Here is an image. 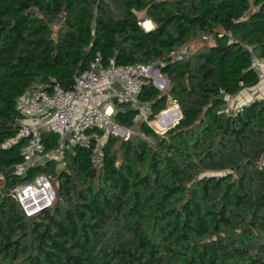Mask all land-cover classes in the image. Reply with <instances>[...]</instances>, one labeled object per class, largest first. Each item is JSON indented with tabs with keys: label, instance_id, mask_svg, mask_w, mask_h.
<instances>
[{
	"label": "trees",
	"instance_id": "obj_1",
	"mask_svg": "<svg viewBox=\"0 0 264 264\" xmlns=\"http://www.w3.org/2000/svg\"><path fill=\"white\" fill-rule=\"evenodd\" d=\"M252 54L264 0H0V264H264V95L226 109L259 83ZM97 56L152 62L167 89L148 81L137 99L151 122L171 97L180 118L173 105L154 125L177 123L157 132L117 103L112 120L135 133H110L98 165L96 140L63 147V168L25 164L18 98L70 88ZM40 137L41 154L59 148ZM48 166L55 199L27 216L11 190Z\"/></svg>",
	"mask_w": 264,
	"mask_h": 264
},
{
	"label": "built area",
	"instance_id": "obj_2",
	"mask_svg": "<svg viewBox=\"0 0 264 264\" xmlns=\"http://www.w3.org/2000/svg\"><path fill=\"white\" fill-rule=\"evenodd\" d=\"M251 67L257 71L263 96L264 58L252 54ZM152 70V62L119 65L112 58L103 63L97 56L88 68L74 75L70 88L63 89L54 84L49 89L43 88L21 95L17 106L25 116L24 120H27L23 124V131L29 133L28 141L21 150L25 163L43 149L40 130L59 133L58 149L61 151L63 147L77 144L89 146L94 140L98 141V130L117 126L112 120L117 103L130 104L137 110L136 117L149 121L148 103L138 100L137 96L144 83L151 81L154 85L157 84L152 79L159 78L160 73L155 68L157 75H153ZM164 110L158 114L161 115ZM260 164H263V160H260ZM11 192L27 216L49 207L55 199L51 181L44 173L16 185Z\"/></svg>",
	"mask_w": 264,
	"mask_h": 264
},
{
	"label": "rangeland",
	"instance_id": "obj_3",
	"mask_svg": "<svg viewBox=\"0 0 264 264\" xmlns=\"http://www.w3.org/2000/svg\"><path fill=\"white\" fill-rule=\"evenodd\" d=\"M141 15V13H140ZM143 16H141V19H142ZM147 20V19H146ZM146 20H141V25L147 29V28H151L153 26V24L149 25V22L146 21ZM199 44L198 41H193L191 42L188 46H183L179 51H178V54L180 55H184L185 53H187L190 50H192L193 48H195L197 45ZM156 67L153 65V72H154V69ZM153 74V73H152ZM151 74V75H152ZM154 80L157 84L155 85L156 87H158L160 90L162 91H165L167 89V86H168V79L164 76H162L161 74H159V78H156L154 77ZM255 89L259 90V93L262 92V85L260 84V86H256ZM243 93V91H242ZM238 94H241V91L238 93ZM238 97V96H237ZM167 104H166V107L165 109L167 108ZM231 111H233V109H231ZM160 114H158L156 117H154V119L150 122V125L157 131V132H161L160 129H158L155 125H154V122L155 120L160 117L159 116ZM137 119H140L139 117H136ZM26 121L27 120H23V124L25 123L26 124ZM114 122V121H113ZM115 123V122H114ZM117 124V123H115ZM42 131V130H40ZM112 133L114 135H117L119 137H122V138H127L129 135H131L132 133H135V130H133L132 128H127V127H124V126H121L119 124H117V126H112L111 128H107L104 130L103 134L100 136V138L98 139L97 141V145H96V149H95V153H94V159H95V163L98 165L100 163V159H101V145L105 142V140L107 139L108 135ZM55 159L58 162H63L61 161L62 160V153H61V150L58 149V150H54V151H50L48 153H45V154H41L40 152L38 153H35V155H33V157L27 161L25 164H38V163H42L44 162L46 159ZM64 167V165H63ZM61 167V168H63ZM21 168V167H20ZM46 174L48 176V178H50V181H51V185L54 189V185L55 183L53 182V178H52V175H53V169H52V166H48L47 169H46Z\"/></svg>",
	"mask_w": 264,
	"mask_h": 264
},
{
	"label": "crops",
	"instance_id": "obj_4",
	"mask_svg": "<svg viewBox=\"0 0 264 264\" xmlns=\"http://www.w3.org/2000/svg\"><path fill=\"white\" fill-rule=\"evenodd\" d=\"M153 75H157V74L155 72H153ZM256 86H260V82L257 83V85H255L253 87H248V88L241 90V94L237 93L235 95L226 96V98H227V104H226L227 111L233 112L234 110L239 108L243 103H246L247 101L251 100L254 97L261 96V93H259V90L255 89ZM242 91H243V93H242ZM231 109H233V111H231Z\"/></svg>",
	"mask_w": 264,
	"mask_h": 264
},
{
	"label": "water",
	"instance_id": "obj_5",
	"mask_svg": "<svg viewBox=\"0 0 264 264\" xmlns=\"http://www.w3.org/2000/svg\"><path fill=\"white\" fill-rule=\"evenodd\" d=\"M146 18L145 17H142V21L143 20H145ZM167 108L164 110V111H166V110H169V108L172 106V105H175V110L178 112V119L180 118V116H181V113H180V110H179V108H178V106H177V104H176V102H175V100L174 99H172L171 97H169L168 99H167ZM163 113V112H162ZM178 119L175 121V123H177V121H178ZM147 120H149L148 119V116H147ZM175 123H173V124H171V125H169L167 128H165V129H162V130H160L161 132H164L166 129H168L169 127H172L173 125H175ZM63 165H64V163L63 162H58L57 164H56V166H55V169L57 170V169H59L60 167H63Z\"/></svg>",
	"mask_w": 264,
	"mask_h": 264
},
{
	"label": "bare ground",
	"instance_id": "obj_6",
	"mask_svg": "<svg viewBox=\"0 0 264 264\" xmlns=\"http://www.w3.org/2000/svg\"><path fill=\"white\" fill-rule=\"evenodd\" d=\"M146 20V19H145ZM146 21H148V20H146ZM149 22V25H151L152 23L150 22V21H148ZM147 29H150V28H147ZM173 106V105H172ZM177 112V111H176ZM177 114H178V112H177ZM179 115V114H178ZM171 125V124H170Z\"/></svg>",
	"mask_w": 264,
	"mask_h": 264
}]
</instances>
